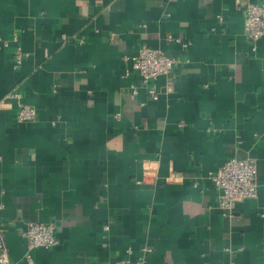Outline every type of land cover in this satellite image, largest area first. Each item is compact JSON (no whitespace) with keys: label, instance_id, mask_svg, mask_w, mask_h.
<instances>
[{"label":"crops","instance_id":"1","mask_svg":"<svg viewBox=\"0 0 264 264\" xmlns=\"http://www.w3.org/2000/svg\"><path fill=\"white\" fill-rule=\"evenodd\" d=\"M251 2L264 0H0V232L16 264H116L145 246L146 264H264ZM142 44L180 59L156 99L126 74ZM233 156L256 158L258 193L224 213L209 173ZM30 221L54 222L59 242L29 249Z\"/></svg>","mask_w":264,"mask_h":264},{"label":"built area","instance_id":"2","mask_svg":"<svg viewBox=\"0 0 264 264\" xmlns=\"http://www.w3.org/2000/svg\"><path fill=\"white\" fill-rule=\"evenodd\" d=\"M244 32L252 41L253 49L257 47V41L264 37V2H251L244 6ZM222 21L223 17L220 15ZM16 37V36H15ZM173 41L181 42L180 38L169 35ZM24 52L18 47L15 56V65L23 61ZM124 59L130 62L126 74L134 71L138 74L143 85L148 88L149 95L156 99L158 93L153 87V82L161 75H170L180 59L166 50L155 49L147 44H142L134 55H124ZM135 95L139 93V86L132 85ZM13 97L21 98V93L15 91ZM37 117L35 107L27 103H20L17 118L20 122L32 121ZM257 160L249 156L245 158L230 157L223 165L214 171H210L209 177L219 192V205L224 213L232 210L235 201L252 199L257 196ZM108 225L105 226L108 229ZM24 237L29 249L35 247H52L59 240L56 236V225L54 222L30 221L27 224ZM152 247H143L141 256L137 258L126 255L119 259L116 264H146L147 255L152 252ZM131 250L129 249V252ZM27 260L32 262V256ZM0 264H16L10 256L9 247L2 232H0ZM237 264V263H235Z\"/></svg>","mask_w":264,"mask_h":264}]
</instances>
